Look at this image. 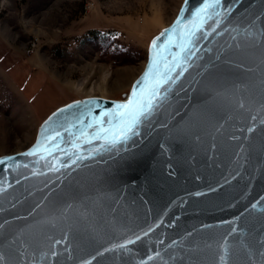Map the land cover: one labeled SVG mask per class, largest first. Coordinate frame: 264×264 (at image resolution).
I'll return each mask as SVG.
<instances>
[{
	"label": "water",
	"instance_id": "obj_1",
	"mask_svg": "<svg viewBox=\"0 0 264 264\" xmlns=\"http://www.w3.org/2000/svg\"><path fill=\"white\" fill-rule=\"evenodd\" d=\"M210 2L184 0L126 99L58 107L0 156L2 264H264V0ZM153 59L152 109L113 143Z\"/></svg>",
	"mask_w": 264,
	"mask_h": 264
},
{
	"label": "rangeland",
	"instance_id": "obj_2",
	"mask_svg": "<svg viewBox=\"0 0 264 264\" xmlns=\"http://www.w3.org/2000/svg\"><path fill=\"white\" fill-rule=\"evenodd\" d=\"M183 2L0 0V156L28 149L58 107L92 96L126 99L151 40ZM150 7L154 13L137 18Z\"/></svg>",
	"mask_w": 264,
	"mask_h": 264
},
{
	"label": "snow or ice",
	"instance_id": "obj_3",
	"mask_svg": "<svg viewBox=\"0 0 264 264\" xmlns=\"http://www.w3.org/2000/svg\"><path fill=\"white\" fill-rule=\"evenodd\" d=\"M212 7V3L210 0H205V5L202 8L197 9L195 15L200 17L202 14L207 13L208 9ZM183 11V10H182ZM180 23L178 19L177 24ZM174 30V29H173ZM167 31V30H166ZM153 47H156L155 41L153 42ZM156 60L153 59L152 64H150L149 69L145 73L144 80L147 81L150 77L153 81L152 87L146 91H142L137 94L134 90L133 98L130 99L126 104L119 105L118 107L122 109V111L118 112L116 116L118 117L119 124L117 127L112 130L109 129L108 132L111 133L113 143L118 142L120 139H126V133L131 132L135 125L139 123L140 118L145 116L148 112L151 111L153 101L158 95V88L164 82V77L162 74L156 72L154 73L153 69L156 66ZM171 70V69H169ZM141 83V82H138ZM107 115V114H105ZM56 136L59 135L57 132ZM54 137L45 136V141L53 140ZM41 142L38 141L37 146H35L33 152L39 149ZM30 152L29 154H33ZM131 242V241H129ZM223 259V258H222ZM3 262V256L0 255V264ZM226 264V261L224 262Z\"/></svg>",
	"mask_w": 264,
	"mask_h": 264
},
{
	"label": "bare ground",
	"instance_id": "obj_4",
	"mask_svg": "<svg viewBox=\"0 0 264 264\" xmlns=\"http://www.w3.org/2000/svg\"><path fill=\"white\" fill-rule=\"evenodd\" d=\"M151 11L154 13V11H153V9H152V7H150L146 12H144L145 14L143 15V13L141 14V16H138L137 18H139V17H141V18H143L144 20L146 19V16L148 15V14H150L151 13ZM136 18V19H137ZM142 20V19H141ZM138 21H140V20H138ZM100 90L101 91H106L107 89H106V87H105V84L102 82L101 83V85H100ZM113 92V91H115L114 89L113 90H109V92ZM92 97H94V96H92Z\"/></svg>",
	"mask_w": 264,
	"mask_h": 264
}]
</instances>
